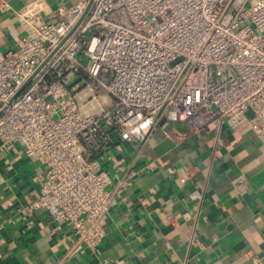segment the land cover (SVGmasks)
I'll use <instances>...</instances> for the list:
<instances>
[{"label":"built area","instance_id":"obj_1","mask_svg":"<svg viewBox=\"0 0 264 264\" xmlns=\"http://www.w3.org/2000/svg\"><path fill=\"white\" fill-rule=\"evenodd\" d=\"M57 13L34 1L15 14L24 35L0 53V147L43 166L32 207L92 253L113 200L98 159L112 133L142 142L170 111L200 129L245 123L264 141V0H76ZM79 72L112 106L77 99Z\"/></svg>","mask_w":264,"mask_h":264},{"label":"crops","instance_id":"obj_2","mask_svg":"<svg viewBox=\"0 0 264 264\" xmlns=\"http://www.w3.org/2000/svg\"><path fill=\"white\" fill-rule=\"evenodd\" d=\"M4 1L0 53L24 35L17 11L76 0ZM98 159L113 200L92 253L69 223L32 207L43 166L18 144L0 147V264H264V141L247 124L200 129L167 111L142 142L112 133Z\"/></svg>","mask_w":264,"mask_h":264},{"label":"rangeland","instance_id":"obj_3","mask_svg":"<svg viewBox=\"0 0 264 264\" xmlns=\"http://www.w3.org/2000/svg\"><path fill=\"white\" fill-rule=\"evenodd\" d=\"M69 77H70L68 78V82H70L69 85L70 87L73 86L74 88L73 93H75V96L79 101L83 102L86 96L92 94L93 99L95 100L93 101L95 105V109L112 106L113 98H111L104 90L101 89L94 91L87 90L85 83H83V80H86V75L84 72H79L78 74H70ZM79 91L80 94L79 93L77 94V92ZM85 93L88 95H86ZM85 102L87 103L88 99H86L84 103Z\"/></svg>","mask_w":264,"mask_h":264},{"label":"water","instance_id":"obj_4","mask_svg":"<svg viewBox=\"0 0 264 264\" xmlns=\"http://www.w3.org/2000/svg\"><path fill=\"white\" fill-rule=\"evenodd\" d=\"M28 83V81H26L21 87L18 88V90L15 93V96L18 95L26 86V84Z\"/></svg>","mask_w":264,"mask_h":264}]
</instances>
